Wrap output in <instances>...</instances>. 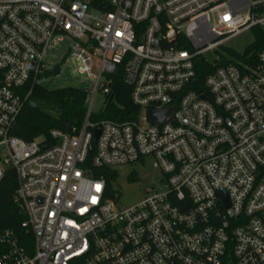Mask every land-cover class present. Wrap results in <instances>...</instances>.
Instances as JSON below:
<instances>
[{"label": "built area", "instance_id": "obj_1", "mask_svg": "<svg viewBox=\"0 0 264 264\" xmlns=\"http://www.w3.org/2000/svg\"><path fill=\"white\" fill-rule=\"evenodd\" d=\"M256 30L264 0H0V183L16 179L24 216L21 232L0 230V264H264ZM250 31L246 53L227 47ZM62 43L94 99L121 70L141 114L92 122L93 99L77 134L54 130L52 145L14 136L33 90L61 73L48 58ZM199 69L212 70L201 91ZM153 108L173 109V121L150 124ZM148 157L165 191L123 209L94 173Z\"/></svg>", "mask_w": 264, "mask_h": 264}, {"label": "trees", "instance_id": "obj_2", "mask_svg": "<svg viewBox=\"0 0 264 264\" xmlns=\"http://www.w3.org/2000/svg\"><path fill=\"white\" fill-rule=\"evenodd\" d=\"M255 34L256 43L250 52L256 56L264 48V31L256 30ZM211 73L212 70L208 69L198 70L197 90H202L204 79ZM110 89L111 93L106 96L104 110L97 116H91V121L126 123L135 120L141 114V110L132 103V90L125 84L121 70L112 74ZM88 96V91L77 88L50 91L43 86L36 87L18 118L13 135L25 142L44 139L52 145L54 141L51 132L54 130L69 134L79 133L87 116ZM94 176L98 179L106 178L109 191L113 192V184L116 183L118 176L116 170L98 169ZM16 188L17 182L12 176L0 183V230L21 232L24 216L13 203Z\"/></svg>", "mask_w": 264, "mask_h": 264}, {"label": "rangeland", "instance_id": "obj_3", "mask_svg": "<svg viewBox=\"0 0 264 264\" xmlns=\"http://www.w3.org/2000/svg\"><path fill=\"white\" fill-rule=\"evenodd\" d=\"M255 41L253 31L242 34L227 44V47L233 49L238 54L246 53L248 47ZM69 55V44L62 43L49 56L48 62L54 66L61 65V73L56 75L49 73L42 80V86L50 91L61 90L66 88H77L89 92L87 108L93 101V91L95 88L94 81L85 76L74 74L72 69L65 66ZM214 56H208L212 60ZM92 104V113L97 116L105 108L106 96L100 91L95 96ZM118 173L117 181L114 185L116 195L119 196L118 205L123 209L133 207L141 203L149 194L148 192L158 189L160 192L165 191L161 185L162 173L159 164L153 157L145 158L144 161L120 167L116 170Z\"/></svg>", "mask_w": 264, "mask_h": 264}, {"label": "water", "instance_id": "obj_4", "mask_svg": "<svg viewBox=\"0 0 264 264\" xmlns=\"http://www.w3.org/2000/svg\"><path fill=\"white\" fill-rule=\"evenodd\" d=\"M60 72L59 67L57 66L54 70V73L58 75ZM204 100H206V97H202ZM173 112V109H167V110H156V109H150L147 112V120L150 124L153 125H162L166 122H172L173 119L170 118L171 114ZM69 128V127H68ZM99 131L95 134V141L99 137ZM93 149H90V152L92 153Z\"/></svg>", "mask_w": 264, "mask_h": 264}]
</instances>
